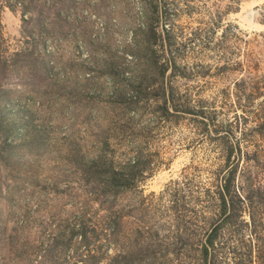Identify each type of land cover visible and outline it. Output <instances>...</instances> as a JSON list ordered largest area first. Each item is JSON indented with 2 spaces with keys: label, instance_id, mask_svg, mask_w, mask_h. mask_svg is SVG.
Listing matches in <instances>:
<instances>
[{
  "label": "rangeland",
  "instance_id": "obj_1",
  "mask_svg": "<svg viewBox=\"0 0 264 264\" xmlns=\"http://www.w3.org/2000/svg\"><path fill=\"white\" fill-rule=\"evenodd\" d=\"M148 27L158 35L149 47L156 65L129 53L143 48L135 41ZM0 34V111L20 144L11 161L19 172L0 161V264H86L79 256L87 253L88 264H110L129 240L183 236L186 209L200 206L190 196L226 169L238 164L264 185V0H0ZM111 58L124 73L167 65L152 85L170 88L178 111L151 116L153 99L134 116L108 106ZM126 123L146 129L133 141L121 134ZM26 128L43 146L26 148ZM106 133L115 156L138 150L151 169L102 203L59 154L93 155ZM245 153L259 164L245 163ZM111 209L123 215L115 244ZM82 212L85 245L68 234ZM59 234L63 248L53 244ZM172 248L169 261L154 264H185V240Z\"/></svg>",
  "mask_w": 264,
  "mask_h": 264
},
{
  "label": "trees",
  "instance_id": "obj_2",
  "mask_svg": "<svg viewBox=\"0 0 264 264\" xmlns=\"http://www.w3.org/2000/svg\"><path fill=\"white\" fill-rule=\"evenodd\" d=\"M5 4L6 8L13 11L10 3ZM156 37L158 35L152 28L145 29L141 39L135 41V47L142 42L143 48L136 50L135 53L129 51L134 61L139 57L148 56L151 64L156 65L154 51L149 49ZM166 69L167 65L150 69L151 74L156 71L154 77L146 70L143 72L133 68L128 69L125 75L126 73L118 68L115 58L108 59L104 76L109 79L111 85L104 102L123 115L132 112L134 116L139 102L153 99L155 101L150 115L158 114L160 117L168 118L178 111L172 91L159 83L152 85L157 77H163ZM132 126L133 124L126 123L120 128L121 134L123 137L129 134L132 140L136 141L142 136L146 126L140 123ZM14 129L13 124L6 121V117L0 111V161L11 171L19 172L11 163L16 159L15 150L20 145L19 141L14 139ZM27 130L26 128L23 138L26 148L30 150L35 146H43L41 135L30 134ZM107 138L109 136L106 133L104 139L95 141L98 145L94 146L93 155L81 152L80 148H75L73 152L72 149H68L67 153L59 154V157L72 168L76 180L89 184L92 194L104 200L102 203H109V199L134 189L144 178L146 171L151 169L146 156L138 150L131 151V158L128 157V152L123 156H115L114 150L107 147ZM229 158L230 152L225 159ZM239 158L240 156L238 160ZM243 159L245 163L252 160L259 164L254 154L245 153ZM237 168L238 164L226 169L220 178L215 177L209 182L200 195L190 196L191 201L200 197V206L196 209L195 205H191L186 209L183 236L177 234L173 240H129L123 246L117 245V251L108 256L110 264L144 262L154 264L158 260L162 263L167 262L170 259L167 255L174 251L173 244L183 239L185 264H264V185L248 170L238 173ZM0 199L4 200L6 196L0 194ZM84 215V212L80 214L68 233L70 236H76L79 245L82 243L85 245L89 238ZM105 217L110 223L107 238L111 236L115 244L120 239L116 233L120 226L119 220L123 217L122 211L111 209ZM195 227L200 229V233H195ZM64 236L65 234H59V237L53 239V244H61L62 247V243H65L62 240ZM41 245L42 243H35L33 247L39 249ZM79 258L88 264L92 256L87 253L80 255ZM90 264H95V259Z\"/></svg>",
  "mask_w": 264,
  "mask_h": 264
}]
</instances>
